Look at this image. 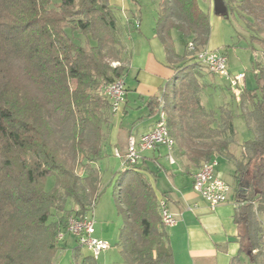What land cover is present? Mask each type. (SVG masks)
Wrapping results in <instances>:
<instances>
[{"label":"trees","instance_id":"obj_1","mask_svg":"<svg viewBox=\"0 0 264 264\" xmlns=\"http://www.w3.org/2000/svg\"><path fill=\"white\" fill-rule=\"evenodd\" d=\"M152 1L156 36L175 73L161 97L147 99L148 116L165 111L174 148L196 166L218 155L233 160L239 252L231 264H264V64L254 45L264 52V0H220L223 13L214 0L213 11L224 18L238 9L254 18L240 14L254 32L248 46L256 84L238 99L247 102L242 115L255 132L240 156L232 150V109L221 106L217 119L202 99L205 74L196 52L208 48L209 11L202 0ZM121 12L109 0H0V264H55L57 236L69 234V218L91 215L104 192L99 163L116 112L101 87L126 76V39L139 29L132 18L140 10L125 18ZM114 184L124 264H175L160 200L139 163L116 172ZM81 247L74 248L76 261ZM82 264L98 262L89 255Z\"/></svg>","mask_w":264,"mask_h":264},{"label":"crops","instance_id":"obj_2","mask_svg":"<svg viewBox=\"0 0 264 264\" xmlns=\"http://www.w3.org/2000/svg\"><path fill=\"white\" fill-rule=\"evenodd\" d=\"M109 1L111 5L125 11L126 16L129 17L136 8L130 0ZM202 4L209 11L211 20V34L207 47L228 54L226 39L231 36L226 35L223 16L213 11L214 0H206ZM139 14L140 19L136 18ZM132 20L135 25L137 21L140 22L138 35L132 33L126 39L131 53L127 78L126 76L123 78L127 89V99L122 108L113 115L109 144L105 148L107 157L99 163L102 170L103 163L109 165V159L116 157L115 149L125 153L129 136L140 137L154 128L157 115L148 116L147 99L151 96L161 97L164 86L175 73L173 67L167 62L165 49L156 36L155 27L153 29L151 26L146 33L142 31L143 18L140 12H137ZM154 24H156V16ZM229 65L231 74L240 72L233 68L230 59ZM245 88H255V86L248 87L247 76ZM131 100L134 102L133 107L130 104ZM138 114L139 116L136 117ZM132 117L136 118L132 119ZM109 145L111 148L108 147ZM172 152L173 162L169 159L170 151L166 146L146 151L142 155L139 166L150 178L159 200L167 204L170 212L178 220L176 225L168 227L175 264H231L232 258L239 252L237 236L239 228L234 220L233 190L227 202L212 209L194 189V175L199 167L181 155L177 149L174 148ZM225 162L228 163L232 174L235 168L232 160L220 157L218 172L222 177L224 172L221 170V164ZM120 166L118 170L122 169V163ZM124 168L127 167L124 166ZM231 180L232 182H227L233 189L232 175ZM109 226L104 223L99 233L102 239H108V236L113 235ZM64 242L67 245L69 241L65 238Z\"/></svg>","mask_w":264,"mask_h":264},{"label":"rangeland","instance_id":"obj_3","mask_svg":"<svg viewBox=\"0 0 264 264\" xmlns=\"http://www.w3.org/2000/svg\"><path fill=\"white\" fill-rule=\"evenodd\" d=\"M132 4L135 6L133 0H130ZM206 0H202L203 3ZM139 5H136L135 11L140 10V13L143 18V27L142 31L145 33L149 31V28L153 26V29L155 27V16H156V10L157 5L152 0H139ZM235 5L238 6L241 2V0H234ZM214 7V6H213ZM253 21V16L247 13L246 11H242L241 9L237 10L235 13H230L228 18L223 19V24L226 30V35L228 34L231 38L226 39L227 46H226V54L228 58V65H229V59L231 62V65L234 69L240 70V72H243L247 76V85L248 87L252 88L253 86H256L255 84V74L252 69L253 67V61L255 60V52L248 46L249 45V39L250 36L253 35V31L248 27L246 20ZM121 15L123 18H125L126 13L125 11L121 12ZM140 15V14H139ZM213 14L211 13V16ZM129 17V16H127ZM139 27V26H136ZM135 35H138V30H134L132 32ZM175 41H176V48L178 52L183 53L185 49V38L180 33H175ZM78 39L80 38L82 42L85 41V38L81 35L77 34ZM255 47L257 48V54L260 62L264 64V52L262 49V46H260L257 43H254ZM204 50H210L209 48L201 49ZM196 52V58H199L198 53L201 51ZM194 61V59H193ZM201 61V60H198ZM202 63V70L205 74L204 77V90L202 91V99L203 102L210 108H213L216 110L217 119H220L221 112L220 107L226 106L227 108H231L234 113V125L236 128V135L234 137V141L232 142V150L236 156H240L241 150L240 146L241 144L249 139H253L255 137L254 132V122L251 124L247 122V119L244 115H242V111L247 108V102L245 106H241L239 100L234 95L231 89L230 85V79L224 76H219L215 73H213L211 70H209L206 65L201 61ZM230 65H229V71H230ZM231 72V71H230ZM238 71V73H240ZM237 74V73H235ZM230 75H234L231 74ZM127 78V75H126ZM131 80V77H130ZM246 84V82H245ZM216 86V87H215ZM230 86V89H229ZM131 106L133 107V100H131ZM249 104V102H248ZM138 109V107L136 108ZM142 114V113H139ZM139 114L136 116L138 117ZM136 117H132L136 118ZM111 148V146H108ZM126 152V151H125ZM124 153V152H123ZM222 157L224 159H228L224 156L218 155V161L219 158ZM110 163H103V187L104 192L101 195L98 204L95 207V214H94V220H95V231L94 236L102 238L99 233L101 232L104 223L107 225H110L109 228L112 230L113 235L108 236V239L103 238L107 240L111 248L104 252L105 254H102L97 260L98 264H124L123 257L119 251L118 247V239L120 234V227L122 225V219L121 216L118 214L115 206V200L113 197V191H114V175L116 172L120 171V165H121V159L120 158H113L109 159ZM230 160V159H229ZM233 162V160H232ZM107 164V165H106ZM234 164V162H233ZM124 168V167H122ZM221 170L224 172V179L228 182H232L231 180V169L229 168V165L227 162L221 164ZM50 182H53V178L50 179ZM262 220L264 223V216H262ZM65 238H67L68 244H65ZM63 240H58L59 243V252L57 254L56 262L55 264H82V260L84 257L92 255L91 251L87 249L86 247H81L80 254L78 257V260L76 261L74 258V252L75 247L78 245V242L76 241L75 237L68 234L66 235ZM90 251V252H89ZM245 260L247 261L248 258L245 256Z\"/></svg>","mask_w":264,"mask_h":264},{"label":"built area","instance_id":"obj_4","mask_svg":"<svg viewBox=\"0 0 264 264\" xmlns=\"http://www.w3.org/2000/svg\"><path fill=\"white\" fill-rule=\"evenodd\" d=\"M137 21L136 26H139ZM190 48L193 49L194 45L191 43ZM197 60H204L206 67L213 73L224 76L230 79L232 92L240 98L242 91L245 88L246 74L243 72L230 75L228 56L218 50L207 51L206 55L197 58ZM112 105L113 111L117 112L125 104L127 99V90L124 79L103 85L102 93ZM164 132L162 121L158 118L154 128L136 137L129 136L127 149L125 153H121L119 149L114 150V155L121 159L122 167L127 164H138L142 159V155L146 151L156 150L164 145ZM172 152V151H170ZM219 161L218 158L212 159V163L203 162L197 172V179H194L195 191L210 205L212 209L218 205L225 203L229 200L232 187L218 172ZM165 214H167L168 227L177 224V218L170 212L167 204L162 200ZM94 212L84 218H77L71 216L68 220L67 226L72 227V236H74L82 247L89 249L94 258L98 259L104 252L111 248L110 243L102 238L94 236L95 233V220ZM61 233L59 238L61 240Z\"/></svg>","mask_w":264,"mask_h":264},{"label":"bare ground","instance_id":"obj_5","mask_svg":"<svg viewBox=\"0 0 264 264\" xmlns=\"http://www.w3.org/2000/svg\"><path fill=\"white\" fill-rule=\"evenodd\" d=\"M207 51L210 50H201L198 53L199 58L202 57V55H206ZM203 63L206 65V62L204 60H202ZM101 91L103 93V86L101 87ZM158 118H160V120L162 121V127H163V132H164V145L167 147V149H169V151H173L174 147H175V141L174 139L171 137L170 133H169V128H168V124H167V115L165 113V111H160V113L157 114ZM173 152H170L169 154V159L170 161H174V156L172 154ZM205 163H212V160L210 161H206ZM134 164H127L124 165L125 167H131ZM194 179H197V172L194 175ZM160 209H161V214H162V220L163 222L168 226V222H167V214H165V210L163 208V203L162 200H160ZM67 231L69 232L70 235H72V227L71 226H67ZM66 234L65 233H61V240H63L65 238ZM58 240H60L59 235L57 236Z\"/></svg>","mask_w":264,"mask_h":264},{"label":"water","instance_id":"obj_6","mask_svg":"<svg viewBox=\"0 0 264 264\" xmlns=\"http://www.w3.org/2000/svg\"><path fill=\"white\" fill-rule=\"evenodd\" d=\"M216 9L220 13H223L224 12V7H223V5H222V3H221L220 0H216Z\"/></svg>","mask_w":264,"mask_h":264}]
</instances>
